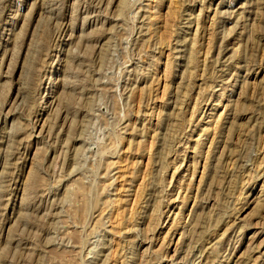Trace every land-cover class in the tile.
I'll use <instances>...</instances> for the list:
<instances>
[{
  "label": "rangeland",
  "instance_id": "374dc122",
  "mask_svg": "<svg viewBox=\"0 0 264 264\" xmlns=\"http://www.w3.org/2000/svg\"><path fill=\"white\" fill-rule=\"evenodd\" d=\"M0 264H264V0H0Z\"/></svg>",
  "mask_w": 264,
  "mask_h": 264
}]
</instances>
